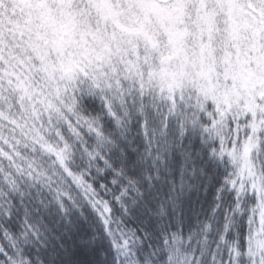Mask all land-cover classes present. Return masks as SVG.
<instances>
[{
	"label": "snow or ice",
	"instance_id": "1",
	"mask_svg": "<svg viewBox=\"0 0 264 264\" xmlns=\"http://www.w3.org/2000/svg\"><path fill=\"white\" fill-rule=\"evenodd\" d=\"M0 264H264V0H0Z\"/></svg>",
	"mask_w": 264,
	"mask_h": 264
}]
</instances>
